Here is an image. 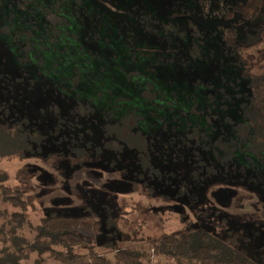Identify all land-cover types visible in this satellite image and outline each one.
Segmentation results:
<instances>
[{"label":"trees","instance_id":"1","mask_svg":"<svg viewBox=\"0 0 264 264\" xmlns=\"http://www.w3.org/2000/svg\"><path fill=\"white\" fill-rule=\"evenodd\" d=\"M119 1L131 6V0H0V47L12 48L20 59V66L10 67L9 71L4 68L5 62H0V160L19 157L31 150L30 143L81 141L84 134L72 125L95 112L94 100L84 102L82 97L86 91L84 86L98 76V72L88 71L86 66L98 58L90 50L98 48L96 41L100 39L111 52L108 66L101 70L112 76L122 75L126 81L134 77L142 100L138 110L129 104L125 110L122 103L115 107L110 104L118 111L113 112L116 117L114 114L104 117L100 143H104L106 151L102 153L100 148V158L122 149L118 157L133 153L142 178L146 165L155 159L158 173V177L154 176L155 182L177 187L181 192L176 197L189 190L181 187L188 181L183 183L178 177L183 160L192 167L190 173H185L191 177L189 185L194 186L198 181L197 187L218 175L220 169L234 171L241 165L246 170L243 178L258 184L264 193V3L255 0L215 2L218 8L212 11V0H186L187 11L182 15L146 8L120 15L112 9ZM128 16L133 18L129 20ZM105 20L110 24L105 26ZM117 30L123 32L124 42L116 37ZM240 40L242 44L232 45ZM76 42L80 44L79 62L85 69L76 66L78 70L61 74L63 58L53 56L55 53L64 56L69 48L75 50ZM156 49L170 53L166 52L167 58L161 60L163 55L153 52ZM124 62L136 70L128 71ZM165 64L192 72L190 74L204 68L210 72L200 71L190 82L194 91L180 93L174 84L166 89L157 86L153 75L157 67ZM54 76L60 79L48 85L50 89L47 85L39 88L51 94V100L44 105L47 118L40 123L20 101L22 99L14 95H19L20 83L26 85L37 77L45 80ZM209 79L220 84L208 83L202 104L191 102L197 99L198 85ZM104 93L111 94L110 90H96L97 96ZM192 93L193 96L187 95ZM66 99L71 101L67 114ZM163 102L167 103L166 110L159 112L153 124L157 132L149 133L144 123L150 122V115L156 113ZM107 108L109 110V106ZM212 145L221 155L208 151ZM75 154L82 157L79 152ZM166 156L170 157L169 161ZM200 156L203 158L198 160ZM184 166L188 171L185 163ZM240 170L236 169V173L240 174ZM25 172L24 168L18 174ZM7 179V175L0 177V204L16 209L8 216L14 234L16 227L23 228L28 223L27 211L34 209L35 195L28 186H10ZM145 181L147 186L149 181ZM188 207L191 212L190 205ZM158 210L168 212L167 206ZM94 212L92 210L91 214L95 215ZM122 215L120 209L112 224L118 226ZM6 216L5 211H0V227ZM188 218L187 229L163 232L150 242V252L135 247L122 248L119 242H104L100 248L115 253L111 260L93 252L96 247L87 245L89 239L81 233L96 231L99 223H84L81 217L52 212L39 220L29 242L20 246L12 238L15 252L6 250L0 240V264H154V258L159 256L167 259L168 264H264V240H259V231L255 234L259 254L249 255L233 240L221 239L202 227L193 228L191 215ZM257 224L260 226V222ZM132 241L144 242L139 238ZM85 248L87 257L79 254Z\"/></svg>","mask_w":264,"mask_h":264},{"label":"rangeland","instance_id":"2","mask_svg":"<svg viewBox=\"0 0 264 264\" xmlns=\"http://www.w3.org/2000/svg\"><path fill=\"white\" fill-rule=\"evenodd\" d=\"M97 1L100 2V0ZM124 1L126 2V0ZM185 1L131 0V6H126L127 4L124 5L119 1L117 6L112 7V9L120 15L132 10L133 14L138 13L141 11L140 8H146L149 11L158 9L161 12L170 10L173 14L182 15L186 14L187 11ZM222 1L230 2L232 0H212V11L218 8L215 2ZM255 1L261 4L264 3V0ZM99 11L100 8H98ZM128 18L131 20L133 17L128 16ZM105 21V26L110 24L108 20ZM123 35L122 31L117 30L116 37L119 38L120 42H124ZM151 40L150 37L149 42ZM96 42L98 48L90 51L96 53L98 58L91 62L89 66H86V70L98 72V76L91 79L89 85L84 86L86 91L84 97H82L84 102L94 100V103H96L95 112L72 125L77 127V130L80 129L79 133L84 134L81 141L79 143H55L50 140L49 143H30L31 150L24 151L25 154L23 155V152L19 156L20 158H3L0 160V177L7 175V184L10 186H28L30 193L35 195L34 209L27 211L28 223L23 228L16 227L14 234H12V225L8 222V216L16 209L12 206L0 204V211H5L7 214L6 220L0 227V240L5 243L6 250L10 253L15 252V248L11 244L13 242L12 238L16 239L20 246L32 240L35 235L34 228L41 218L50 215L52 212H64L81 217L84 223H99L96 231L92 230L91 233L81 231V233L89 239L87 245L96 247L93 252L105 255L113 260L115 254L113 251L100 248L104 242H119L118 246L122 248L135 247L150 252L152 251L150 242L157 240L163 232L170 229L174 231L187 229L190 225L188 217L191 215L193 228L202 227L221 239L233 240L240 249L248 252L249 255L252 253L257 256L259 249L256 248V232L259 231V240H264V201L260 200H264V193H262L263 191L258 184L243 178L242 175L246 173L245 167L241 165L236 167L237 170L241 169L240 174L236 173V169L234 171L220 169L218 175L197 187L198 181L194 186L189 185L192 183L191 177L185 175V173H190L192 167L181 159L189 169L187 171L184 163L179 165L178 177L179 180H184L183 183L186 180L189 182L181 186L183 189L189 190L187 193L176 197L181 192L177 187L168 186L170 184H163L160 181L155 182L157 179L154 176L158 177L155 169L157 167L155 159H152V164L146 165L147 169L142 178L140 165L135 160V154L133 153L128 152L118 157L117 155L122 149L117 152L111 151L109 156H106L107 158H100V148L102 153L106 151L104 150V143H100L102 138L101 125L105 120L104 117L117 113L118 110L112 107H115L116 104H124L125 107L123 106L124 109L122 110L128 109L129 105L132 109L138 110L140 108L138 104H141L142 100L139 98L137 89L139 86L134 81V77L132 80L128 79L126 81L122 75L112 76L111 73L101 70L103 66L105 68L108 66V58L111 56V52L106 42L100 41V39ZM242 43L243 41L240 40L232 45ZM75 44V50L69 48L64 56L57 53L53 56L54 59L63 58L61 74L74 72L79 68L85 69L79 62L80 44H77V42ZM12 51L13 49L10 47H0V62H5L4 68L8 71L10 67L17 69L20 66L19 54ZM74 51L75 54L72 53ZM153 52L159 53L160 56L163 55L162 58H159L163 60L167 58L165 53L169 51L156 49ZM124 64H126L125 67L128 71L136 70L128 63L124 62ZM156 69L157 72L154 73L153 78L157 86L160 89H166L170 85L173 87L172 84H174L180 93L184 90L194 91V87L190 82L193 81L194 76L197 78L200 71L210 72L209 69L204 68L197 69V72L190 74L192 72L177 70L175 66L169 64L159 66ZM100 73L102 76H100ZM114 77L117 79H114ZM56 79L59 80L60 78L54 76V78L41 80L37 77L35 81H30L32 83L28 82L26 85L20 83L21 91L19 95H14L16 98L22 99L20 101L25 103L26 108L38 117L37 121L40 123H44L45 117L47 118L46 106L44 105L51 100V94L41 92L39 88L51 85ZM208 83L218 86L220 81L215 82L213 79H209L203 85H198V88L195 89L197 99L191 102L203 103L206 97V89L209 87ZM50 87L48 86V89ZM96 90L104 92L110 90L111 94L104 93L97 96ZM193 94L187 95L193 96ZM123 95L127 98H122ZM116 98H118V101ZM128 98L129 100H124ZM111 103L112 106H110ZM166 104L163 102L156 113L152 115L147 109V113L152 117L150 122L144 123L147 132H157L156 126L153 124L158 119L159 112H165ZM108 106L109 110L106 109ZM69 108H71V101L69 103L66 99V114ZM114 116L116 117V114ZM34 147L36 148L33 149ZM208 151L215 155H221L220 150L217 151L216 148H213V145ZM76 152L81 153L82 157L78 158ZM169 158V156H166L167 161H169ZM202 158L201 156L197 157L198 160ZM208 159H211V157H208ZM213 162L211 161V163ZM168 166L170 167V163H168ZM24 168L27 173L18 174ZM145 180L149 181L147 186L144 185ZM156 193H159V195ZM184 197L188 200L186 201ZM188 205H190L191 212H189ZM162 206H167L168 212L158 210ZM120 209L123 210L122 220L117 222L118 226H115L112 224V220L119 216ZM90 210H94L95 215H92ZM185 214L187 217L180 218V215L185 216ZM259 222L260 226L257 224ZM138 238L144 242L132 241ZM79 254L87 257L88 249H81ZM30 262L34 263V259H31ZM157 262L168 264V260L163 256L155 257L154 264ZM50 264L56 263L52 262Z\"/></svg>","mask_w":264,"mask_h":264}]
</instances>
